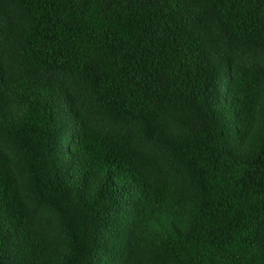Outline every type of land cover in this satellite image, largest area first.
Instances as JSON below:
<instances>
[{
	"label": "trees",
	"instance_id": "trees-1",
	"mask_svg": "<svg viewBox=\"0 0 264 264\" xmlns=\"http://www.w3.org/2000/svg\"><path fill=\"white\" fill-rule=\"evenodd\" d=\"M3 22L0 264H264V71L238 64L264 55V0H0Z\"/></svg>",
	"mask_w": 264,
	"mask_h": 264
},
{
	"label": "rangeland",
	"instance_id": "rangeland-1",
	"mask_svg": "<svg viewBox=\"0 0 264 264\" xmlns=\"http://www.w3.org/2000/svg\"><path fill=\"white\" fill-rule=\"evenodd\" d=\"M4 7L6 9H10L8 3L4 4ZM19 19L20 17L17 18V20ZM4 28L6 29L4 22L0 23V29H4ZM4 35L5 34L2 31H0V54L4 53V50H5V40H4L5 36ZM231 51L234 55L240 54L238 50H231ZM3 59L8 64L6 65V68L9 72H11L10 65L13 68L14 72H17V73L18 71L19 73L25 72V69L20 67L16 62L10 63L6 58H3ZM238 60L242 61V62H238V64L245 66V67H250L252 65L251 62L260 63V65L259 66L257 65L256 68L262 69V71H264V55L263 56L261 55L253 56L252 55L248 57L238 58ZM62 80H65L66 85L70 89V93L74 99L75 108H78L82 112L87 113L89 117L92 119V121L95 124H98V121L96 118L97 115H96L95 102L93 98L89 95L86 88L81 84L80 81L72 77H63ZM263 108H264V105H263ZM99 117H101V115ZM263 118H264V115H261L259 117V122H257V126L255 129V133H257V136H258V133L259 132L261 133L264 129ZM101 123H102L103 128L110 127L109 122L107 121H101ZM122 129L131 131L138 139H140V141L142 142L141 144L145 148H148L150 151H152L153 153L157 154L160 158H162L161 160L163 161V165L166 170V180L169 186L171 187V189L177 190L179 191L180 194H183L184 197H186L188 202L193 201L194 196L196 195L193 183L191 179L189 178L187 172L181 167V165H179L175 161L172 154L166 149L167 146L159 139H153L149 136L146 137L144 134L138 131V127H133L130 125ZM64 147L68 148L67 145ZM18 172L21 175V172H23V170H21L19 167ZM24 184H25L24 185L25 193L29 195V197H31L27 184L26 183ZM29 204L34 212L33 216L36 219L40 218L43 220V217H44L48 219L49 221L53 222L54 226L59 230L57 219L55 215L53 214V212L51 211L52 210L51 208L35 203L32 198H29ZM50 213L53 216H51ZM57 234H60V232L58 231L55 236H57Z\"/></svg>",
	"mask_w": 264,
	"mask_h": 264
}]
</instances>
